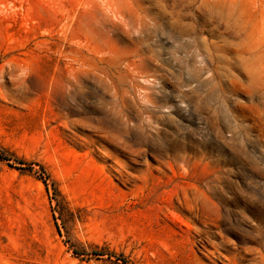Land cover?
<instances>
[{"label": "rangeland", "instance_id": "374dc122", "mask_svg": "<svg viewBox=\"0 0 264 264\" xmlns=\"http://www.w3.org/2000/svg\"><path fill=\"white\" fill-rule=\"evenodd\" d=\"M0 264H264V0H0Z\"/></svg>", "mask_w": 264, "mask_h": 264}]
</instances>
